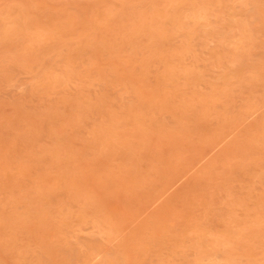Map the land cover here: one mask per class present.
<instances>
[{
  "label": "rangeland",
  "instance_id": "obj_1",
  "mask_svg": "<svg viewBox=\"0 0 264 264\" xmlns=\"http://www.w3.org/2000/svg\"><path fill=\"white\" fill-rule=\"evenodd\" d=\"M0 264H264V0H0Z\"/></svg>",
  "mask_w": 264,
  "mask_h": 264
}]
</instances>
